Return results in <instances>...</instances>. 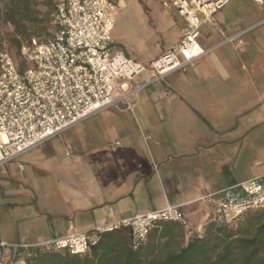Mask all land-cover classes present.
<instances>
[{
	"label": "crops",
	"instance_id": "obj_1",
	"mask_svg": "<svg viewBox=\"0 0 264 264\" xmlns=\"http://www.w3.org/2000/svg\"><path fill=\"white\" fill-rule=\"evenodd\" d=\"M223 10L217 29H201L199 43L210 49L238 35L233 49L222 45L151 85L136 114L81 128L99 112L57 136L65 153L75 152L70 162L58 163L50 147L30 165L19 159L0 167L6 262L15 245H40L167 206H179L187 226L162 223L148 241L157 254L180 250L209 225H221L203 198L264 177V17Z\"/></svg>",
	"mask_w": 264,
	"mask_h": 264
},
{
	"label": "built area",
	"instance_id": "obj_2",
	"mask_svg": "<svg viewBox=\"0 0 264 264\" xmlns=\"http://www.w3.org/2000/svg\"><path fill=\"white\" fill-rule=\"evenodd\" d=\"M52 1V37L45 42L33 39L21 48L30 66L21 71L8 51L0 54V167L18 161L94 114L109 109L134 113L151 85L186 72L222 45L239 44L238 35L210 49L199 43L201 29H217L216 16L231 0H162V7L176 10L184 24L178 43L149 64L116 52L112 32L117 7L110 0ZM253 1L264 5V0ZM202 201L212 208L214 222L237 227L247 213L264 209V177ZM162 223L187 226L181 208L167 206L40 245H15L8 262L3 252L6 244L2 243L0 264H26L35 255L32 249L84 257L98 244L102 233L121 227L130 229L132 245L138 249Z\"/></svg>",
	"mask_w": 264,
	"mask_h": 264
},
{
	"label": "trees",
	"instance_id": "obj_3",
	"mask_svg": "<svg viewBox=\"0 0 264 264\" xmlns=\"http://www.w3.org/2000/svg\"><path fill=\"white\" fill-rule=\"evenodd\" d=\"M35 2L9 0L6 12L0 7V23L5 19L13 28L19 50L33 39L45 42L29 34V25L37 19ZM48 3L54 7L52 0ZM3 51L0 42V54ZM31 251L35 255L26 264H264V209L247 213L237 227L211 224L202 237H194L185 248L161 254L156 253L154 240L147 239L142 247L134 249L131 231L125 227L102 233L98 244L84 257Z\"/></svg>",
	"mask_w": 264,
	"mask_h": 264
},
{
	"label": "rangeland",
	"instance_id": "obj_4",
	"mask_svg": "<svg viewBox=\"0 0 264 264\" xmlns=\"http://www.w3.org/2000/svg\"><path fill=\"white\" fill-rule=\"evenodd\" d=\"M116 5L115 25L112 32V40L116 52L123 53L125 56L137 59L138 61L151 62L162 55L169 47L178 43L181 37V27L183 20L174 9H164L161 5L162 0H110ZM9 0H1L0 7L6 12ZM54 5V4H53ZM35 11L37 19L29 25L30 36L46 41L51 38L55 27L53 24V15L55 8L48 0H36ZM224 14L231 12L233 15L243 13L257 14L258 19L264 17V5L260 6L253 0H232L230 4L222 11ZM243 16V14H242ZM16 36L13 28L7 25L5 19L0 23V42L1 50L8 51L21 71L27 69L30 64L26 62L14 42ZM23 38V37H21ZM24 41V39H21ZM214 41V40H213ZM210 41L209 43H212ZM200 42V40H199ZM236 44V43H234ZM233 43L227 44L224 48H234ZM159 45V46H158ZM147 63V64H149ZM183 73V72H182ZM181 73V74H182ZM176 74V73H174ZM127 116L136 114L131 112L103 111L90 119L89 122L81 125V128H87L89 125H95L107 115ZM69 134L65 135L68 136ZM115 139L108 141L114 143ZM43 146V147H42ZM37 147L24 154L20 161L32 164L35 155L41 154V149L48 150L50 147L56 152L55 160L58 163L70 162L75 153L73 149L69 152V157L65 153V142L63 138H56L48 143Z\"/></svg>",
	"mask_w": 264,
	"mask_h": 264
}]
</instances>
